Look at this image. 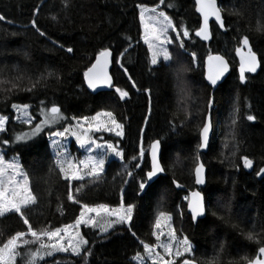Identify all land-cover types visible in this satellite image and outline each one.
Here are the masks:
<instances>
[{
	"label": "trees",
	"instance_id": "1",
	"mask_svg": "<svg viewBox=\"0 0 264 264\" xmlns=\"http://www.w3.org/2000/svg\"><path fill=\"white\" fill-rule=\"evenodd\" d=\"M217 1L226 31L212 24V39L204 43L195 36L202 18L194 0H165V4L159 0H0V15L5 17L0 21V81H4L0 114L9 118L0 134V149L7 158L19 157L37 197L36 204L24 209L29 224L38 233L53 231L75 224L82 204L106 203L116 208L123 201L125 206L134 205L130 228L102 235L94 227H83L87 247L81 256L58 254L36 264H137L133 258L145 254L143 245L156 242L153 225L160 212L171 215L176 234L194 245L191 259L196 264H205L217 252V264H246L242 257L258 254L264 245V179H258L264 167V0ZM137 4L159 7L181 32L189 30V37L181 36L183 48L173 39L170 63H151ZM244 36L261 64L260 71L247 75L245 83L236 59ZM104 49L113 52L114 87L128 92L125 100L115 91L94 95L86 88L84 72ZM216 54L227 58L231 73L214 91L205 80V62ZM181 66L187 69L182 73L183 98L176 76ZM209 98L213 100V135L208 152L201 154L198 126L208 114ZM13 104L30 106L36 122L16 123ZM53 105L67 119L35 133L43 120L42 109L48 111ZM102 111L112 112L124 126V138L97 135V140L123 151V161H112L96 182L66 181L54 163L50 132L73 125L72 117ZM248 115L255 119L247 120ZM233 128L234 140L229 135ZM25 134L31 136L16 139ZM156 140L161 141L164 175L152 184L147 182L149 186L141 192L138 184L151 168L150 146ZM245 157L253 161L251 168L244 167ZM200 160L207 167L205 188L195 182ZM195 190L202 192L206 204V216L199 221L192 220L185 199ZM69 191L78 203L68 199ZM253 226L259 243L246 238ZM27 228L18 214L0 217V246ZM221 244L223 251H219ZM19 251L16 264H29L35 248Z\"/></svg>",
	"mask_w": 264,
	"mask_h": 264
},
{
	"label": "snow or ice",
	"instance_id": "2",
	"mask_svg": "<svg viewBox=\"0 0 264 264\" xmlns=\"http://www.w3.org/2000/svg\"><path fill=\"white\" fill-rule=\"evenodd\" d=\"M159 4H165V0H159ZM197 11L203 17V26L199 30L195 31V36L200 37L203 40H209L211 38V33L209 30V20L213 19L219 25L221 29L225 27L224 20L222 18V9L217 6V0H196ZM171 6V5H166ZM137 8L140 9L139 19L140 23L145 29L144 42L148 45L149 52L151 53V63L156 65L159 61V58L162 57L163 61L169 62L173 59L166 45H171L173 39L179 41V47H184V41L181 39V36L187 38L190 36L189 30L184 28L181 32L176 25L173 24L172 20L168 15L165 14L163 10H158L156 7L148 8L144 4H137ZM150 13V14H149ZM233 14L239 15L238 12ZM55 19V17H53ZM5 17L0 15V21H4ZM10 23V22H9ZM32 27L36 28L35 21L32 22ZM169 30L175 32L176 35L174 38L169 37ZM258 30H260L258 28ZM39 31V29H37ZM15 35V33H13ZM40 35L43 36L44 33L40 32ZM241 47L236 49L237 55L240 57V80L245 82V73H254L259 67V61L257 59L256 53L253 52L252 47L249 43L247 36H244L240 40ZM246 49V51H245ZM67 52L71 53L73 49L68 47ZM112 56L111 51L104 49L99 53V56L96 59V62L91 65L84 72V79L87 81L88 87L96 90L100 85H107L112 87L111 77L108 74L107 68L110 63V58ZM193 60L195 56L193 54ZM228 70V64L222 56H208V71H207V80L211 86H215L217 82L224 76L225 72ZM125 71H127L125 69ZM187 71L183 66L176 69L177 83L179 95L181 98L184 96V88L182 81V73ZM52 75V73H49ZM4 83V81H0ZM15 85H13L14 87ZM135 87V84H133ZM31 90V89H27ZM116 91L119 93L120 98L123 99L128 96V92L120 88H117ZM213 106V100L209 98L207 102L208 114L205 116L204 121L198 126L200 143L198 144V149H207L210 144V135L213 133V121L211 116V109ZM15 109L26 110L28 105H12ZM238 112V108L234 109ZM42 114L44 119L41 124L36 125L34 128L35 133L42 131L43 126H49L58 123L61 120L67 119L61 114V109L53 105L48 111L42 109ZM100 116L108 117L107 122L101 123L99 120ZM71 119L76 120V127L82 128V121L87 123L89 117L76 118L72 117ZM254 116L248 115L247 120L253 121ZM8 117L0 115V132L6 130L5 125L7 123ZM92 120L96 121V124L88 125L87 128H84L82 131L77 132L73 130V126L69 124L68 127L63 128L62 131H52L50 136L59 137L67 139V134L71 133L76 137V140L79 143L80 148H87L88 145H94L95 148H105L107 151L101 155L89 156L87 159L79 160L78 163L68 158L66 145L53 141V144L56 145V158L55 166L59 168L60 173L63 175V178L66 181H80L85 178V175L91 178L100 179L105 170V164L107 156L109 153L112 155L123 159V153L118 150V148L112 143L99 144L95 140L91 139L87 133L89 131L95 132H114L117 137L123 136V125L118 123L114 118L112 112H103L98 113L97 116L92 117ZM232 124H235V119H233ZM231 139H235L234 128L229 134ZM27 134L24 136L17 137L18 141L26 140ZM7 143V141H4ZM151 150V168L144 175L143 179L139 182L138 188L142 192L146 187H148L149 181H153L159 173H163L165 169L162 167L159 159V153L161 150V141L156 140L150 146ZM223 155V153H221ZM236 150L232 151V155L235 156ZM140 156H144V151L141 149ZM178 163V161H177ZM244 167L251 168L253 161L244 158L243 159ZM138 166V165H137ZM204 164L198 163L195 168V182L196 184L204 183ZM127 176L131 177L132 172L128 171ZM264 175V168L260 169L258 173ZM126 182V181H122ZM175 183V181H173ZM176 187H181V185L176 184ZM68 199L74 203L78 201L74 200L71 191H69ZM189 201L188 209L191 212V218L193 221H196L199 217L205 215V204L204 197L200 192H192L190 197H185ZM37 197L33 195L31 188L29 187V177L26 173L23 172L20 165L16 162H6L3 155H0V216H4L5 213H15L18 214L20 219L25 225H28L27 232L20 231L17 232L14 236L8 239L2 246H0V264H15V257L17 255V248L21 244H34L36 242L40 243L41 249H49L46 253H41L39 251L30 253L29 264H36L38 258L42 259L43 255H52L53 252H68L71 250L72 254L80 255L81 249L84 245L87 244V240L81 236L79 231H75L81 225L94 226L96 220L92 217L91 214H95L96 217H100L102 214L106 217H115V221L108 220L104 231L107 230V227H110L112 223H121V224H131L133 217V208L134 205L128 204L125 206L123 201L119 207L112 208L106 203H99L95 206H89L87 204H82V211L80 212L79 218L76 219L75 224L65 225L63 228H57L54 231H34L32 226L29 224L28 219L24 215V209L30 205L36 204ZM215 215V213H213ZM171 217L164 212H160L154 222V229H162L163 226L168 228V238L169 242L164 244H158L156 247H161L163 252L170 257L171 259L165 260L164 257L159 253L155 252L153 246L144 244V251L148 254L149 258L152 260V264H175V258L185 256L188 257L192 255V245L189 239L185 236L182 239H177L175 230L171 227L170 224ZM69 229L74 230V235L69 234ZM65 233L66 236H61V233ZM153 236L157 241L160 240L163 232L157 233L154 231ZM30 235L33 239L26 240L24 237ZM135 235V233H133ZM258 233L253 230H250L246 234V238L249 240L256 241L259 243L257 237ZM47 237L49 241H52L50 244H46L43 241V237ZM67 238L68 243L65 245L63 240ZM20 242V243H18ZM219 251H223V244L220 245ZM90 254V253H89ZM246 261V264H264V245H261L258 249V254L254 258L242 257ZM218 262V252L214 255L211 260L206 261L205 264H217ZM143 264V262H141ZM182 264H195L191 258H186L182 261Z\"/></svg>",
	"mask_w": 264,
	"mask_h": 264
},
{
	"label": "rangeland",
	"instance_id": "3",
	"mask_svg": "<svg viewBox=\"0 0 264 264\" xmlns=\"http://www.w3.org/2000/svg\"><path fill=\"white\" fill-rule=\"evenodd\" d=\"M158 10L159 7H156ZM150 14V13H149ZM166 14V13H165ZM167 15V14H166ZM170 18V17H169ZM171 19V18H170ZM173 22V21H172ZM142 26V25H141ZM144 35H145V29L143 28L142 26V41L143 43L148 47V45L144 42ZM176 35L175 32H172L171 30H169V37L170 38H174ZM179 42V41H178ZM180 43V42H179ZM173 44V43H172ZM171 45H166V47L168 48L169 52H170V47L172 46ZM171 54V52H170ZM171 61L169 62H165L163 61L162 57L159 58V61L158 63L155 65V66H158L160 64H168L170 63ZM13 113H14V121L16 123H19V124H26V125H33L35 122H36V119L32 116L31 114V107L29 106L26 110H23V109H15L13 108L12 109ZM105 111H102V112H99V113H103ZM98 114V113H97ZM97 114H95L94 116H91L89 117V120L87 123H84L83 121L81 122L82 123V128H77L76 127V120L74 121V124L72 125L73 126V130L74 131H77V132H80L82 131L84 128H87L88 125H95L96 124V121L92 120V117H95L97 116ZM2 115V114H0ZM113 118L116 120L115 116L113 115ZM43 119H44V116H43ZM99 120L101 123H104V122H107L109 120L108 117H105V116H100L99 117ZM117 121V120H116ZM118 122V121H117ZM9 123V118L7 120V123L5 125V128L7 127V124ZM119 123V122H118ZM121 124V123H120ZM53 126V125H52ZM45 127H49V126H43V128ZM42 128V129H43ZM58 131H62V130H58ZM5 132V131H4ZM3 132H0V134H2ZM87 135L95 140L97 143L99 144H105V143H111V142H101L99 140H97V135H106V136H112V137H116V138H124V126H123V136L122 137H117L115 135L114 132H104V131H100V132H95V131H89L87 133ZM31 136V135H30ZM28 136V137H30ZM53 141H57L58 143H62L64 145H66V148H67V155H68V158L73 160L74 162L78 163L79 160H82V159H87L89 156H99L103 153H105L107 150L105 148H95L94 145H88L87 148H80L79 147V143L78 141L76 140V137L74 135H72L71 133H68L67 134V139H64V138H59V137H54V136H50L49 137V144H50V148H51V151H52V154L54 156V158H56V145L53 144ZM119 150V149H118ZM121 151V150H120ZM123 153V151H121ZM0 155H3L4 156V159L6 162H16L20 165L21 169L23 170L22 166H21V163H20V160H19V157L18 156H12L10 158H7L5 155H4V152L0 149ZM112 161H119V162H122L123 159L121 158H118L114 155H112L111 153L108 154L107 156V160H106V164H105V170H104V173L102 174V176L105 174L106 172V169H107V166L112 162ZM23 172L25 173V171L23 170ZM83 180H89V181H92V182H96L98 181L97 179L95 178H91V177H88L85 175V178ZM83 180H80V181H83ZM70 182H74V181H70ZM29 187H30V183H29ZM189 197V196H188ZM31 206V205H30ZM29 207V206H28ZM8 214V213H5V215ZM133 214H134V211H133ZM92 217L96 220V224L94 226H86V225H81L78 229H75V231H79L81 236H82V228L83 227H94L96 229H98L100 231V233L102 235L104 234H107L109 232H111L112 230L116 229V228H119V227H127V228H130L131 224H121V223H112V225L110 227H107V230L104 231L103 229L105 228V225L107 223L108 220H112V221H115V217H106L105 215H101L100 217H96L95 214H91ZM168 215V214H167ZM171 217V221H170V224H171V227L174 229V225H173V219H172V216L169 215ZM2 217V216H0ZM133 219V217H132ZM132 223V221H131ZM54 231V230H53ZM155 231L157 233H160L161 231L163 232V235H161L160 237V240L157 241L156 239V242L153 246L154 248V251L155 252H159L165 260H168V259H171L170 257H168L164 252H163V249L161 247H156V245L158 244H164V243H168L169 242V238H168V228L166 226H163L162 229H155ZM176 233V232H175ZM69 234H73L74 235V230L73 229H69ZM61 236H66L65 233H61ZM176 237L177 239H182L181 237H179L177 234H176ZM24 239L26 240H32L33 238L30 236V235H26L24 237ZM44 243L46 244H50L52 243V241H49L48 238L45 236L42 238ZM20 243V242H18ZM63 243L65 245H67L68 243V239L65 238L63 240ZM192 245V244H191ZM26 246H32L35 248V252L36 251H39L41 252L42 254L43 253H46L47 251H49V249H41L40 248V243L39 242H36L34 244H21L18 248H17V255L15 257V264L17 262V259L19 258L20 256V251L19 249L22 248V247H26ZM151 246V245H150ZM87 247V244L84 245L81 249V252H80V255H74L72 254L71 250H69L68 252H53L52 255H43V258L40 259L38 258L36 260V262H39L41 260H44V259H47V258H52L54 257L55 255H68V256H75V257H78V256H81L85 250V248ZM194 250H195V247L194 245H192V255L191 257H188L187 254H185V256H181V257H178V258H175V264H177L178 262L180 261H183L184 259L186 258H192L194 256ZM133 261L137 264H141V262H143V264H152V260L151 258H149L148 254L145 252V254L143 256H136L133 258ZM182 264V263H181Z\"/></svg>",
	"mask_w": 264,
	"mask_h": 264
},
{
	"label": "water",
	"instance_id": "4",
	"mask_svg": "<svg viewBox=\"0 0 264 264\" xmlns=\"http://www.w3.org/2000/svg\"><path fill=\"white\" fill-rule=\"evenodd\" d=\"M195 1V4H196V0H194ZM197 6V5H196ZM217 6L218 7H220V5H219V3H218V1H217ZM199 13V15L201 16V18H202V26H203V17H202V15L200 14V12H198ZM222 18H223V20H224V16H223V13H222ZM212 24H216V25H218L216 22H215V20H214V18L213 19H210L209 20V30H210V33H211V25ZM224 24H225V21H224ZM219 26V25H218ZM222 31H226V29H225V27L222 29ZM200 38V37H199ZM201 39V38H200ZM211 39H212V34H211V38L209 39V40H203V39H201L204 43H209L210 41H211ZM241 47V46H240ZM253 50V49H252ZM109 51H111V50H109ZM245 51H246V49H245ZM254 52V51H253ZM111 53H112V56H111V58H110V63H109V66H108V68H107V71H108V74H109V76L111 77V83H112V87H108L107 85H100L99 87H97L96 88V90L94 91L93 89H91V88H89L88 87V84H87V81L85 80V85H86V88H87V90L90 92V93H92V94H94V95H97V94H101V93H105V92H111V91H115V92H117L116 91V89L117 88H115L114 87V80H113V77H112V70H113V66H114V55H113V52L111 51ZM222 56L225 60H226V62H227V64H228V70L225 72V74H224V76L217 82V84L213 87V86H211L210 84H209V82H208V80H207V71H208V58H207V60H206V62H205V80H206V82H207V84L209 85V87H211L214 91H216L226 80H227V78L229 77V75H230V73H231V65H230V63H229V61L227 60V58L226 57H224L223 55H219V54H216V55H212V56ZM256 56H257V59H258V61H259V67H257V69H256V71L254 72V73H248V72H246L245 73V78H246V76L247 75H256L259 71H260V69H261V64H260V59H259V56L256 54ZM236 59H237V62H238V71H239V75H240V57L237 55V53H236ZM95 62H96V60H95ZM94 62V63H95ZM245 82H246V79H245ZM244 82V83H245ZM118 93V92H117ZM119 94V93H118ZM126 99V97L125 98H123V100H125ZM212 135H213V133L210 135V142H211V139H212ZM210 145V144H209ZM208 150H209V147L207 148V149H200V153L201 154H205V153H207L208 152ZM150 158H151V150H150ZM159 159H160V163H161V150H160V153H159ZM199 163H203L201 160L199 161ZM204 164V163H203ZM204 168H205V171H204V183L203 184H196L199 188H205V186L207 185V167L204 165ZM264 168V167H263ZM260 172V171H259ZM162 175H164V172L163 173H159L158 175H157V177H155L154 179H153V181H149V183L150 184H152V183H154L160 176H162ZM194 175H195V171H194ZM196 179V178H195ZM258 179H260V180H262V179H264V175H260V174H258ZM178 189H183L184 191H185V189L184 188H182V187H178ZM193 192H200L201 193V195L204 197V195L202 194V192L200 191V190H195V191H193ZM191 193L192 192H190L189 193V197H190V195H191ZM188 203H189V201H188ZM204 204H205V198H204ZM188 213L191 215V212H190V210L188 209ZM205 216H206V204H205V215L203 216V217H199L196 221H199V220H202V219H204L205 218ZM196 264V263H195Z\"/></svg>",
	"mask_w": 264,
	"mask_h": 264
}]
</instances>
